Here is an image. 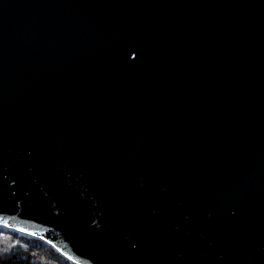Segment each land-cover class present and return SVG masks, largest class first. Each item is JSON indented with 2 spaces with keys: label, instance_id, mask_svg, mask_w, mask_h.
<instances>
[{
  "label": "water",
  "instance_id": "obj_1",
  "mask_svg": "<svg viewBox=\"0 0 264 264\" xmlns=\"http://www.w3.org/2000/svg\"><path fill=\"white\" fill-rule=\"evenodd\" d=\"M0 216L78 264H264V0H0Z\"/></svg>",
  "mask_w": 264,
  "mask_h": 264
},
{
  "label": "trees",
  "instance_id": "obj_2",
  "mask_svg": "<svg viewBox=\"0 0 264 264\" xmlns=\"http://www.w3.org/2000/svg\"><path fill=\"white\" fill-rule=\"evenodd\" d=\"M0 264L78 263L68 258L45 239L0 226Z\"/></svg>",
  "mask_w": 264,
  "mask_h": 264
},
{
  "label": "snow or ice",
  "instance_id": "obj_3",
  "mask_svg": "<svg viewBox=\"0 0 264 264\" xmlns=\"http://www.w3.org/2000/svg\"><path fill=\"white\" fill-rule=\"evenodd\" d=\"M0 224H2L3 226H5V227H7V228H12V227H14L12 224H10L9 223V220L8 219H6V218H4V217H2V216H0ZM20 232H27V230L25 229V228H19L18 229ZM30 235H32V236H36V235H38L36 232H31V233H29ZM41 239H43V237H41ZM19 241H17V243H18ZM49 243H51V241H49ZM65 254H67V253H65Z\"/></svg>",
  "mask_w": 264,
  "mask_h": 264
},
{
  "label": "rangeland",
  "instance_id": "obj_4",
  "mask_svg": "<svg viewBox=\"0 0 264 264\" xmlns=\"http://www.w3.org/2000/svg\"><path fill=\"white\" fill-rule=\"evenodd\" d=\"M41 238V237H40Z\"/></svg>",
  "mask_w": 264,
  "mask_h": 264
}]
</instances>
